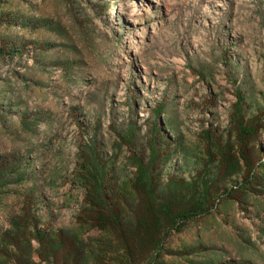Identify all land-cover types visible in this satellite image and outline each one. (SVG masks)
<instances>
[{"label": "rangeland", "instance_id": "obj_1", "mask_svg": "<svg viewBox=\"0 0 264 264\" xmlns=\"http://www.w3.org/2000/svg\"><path fill=\"white\" fill-rule=\"evenodd\" d=\"M0 264H264V0H0Z\"/></svg>", "mask_w": 264, "mask_h": 264}, {"label": "trees", "instance_id": "obj_2", "mask_svg": "<svg viewBox=\"0 0 264 264\" xmlns=\"http://www.w3.org/2000/svg\"><path fill=\"white\" fill-rule=\"evenodd\" d=\"M154 157L152 158V161ZM139 170L138 181L141 186L145 187L146 194L150 195V205L146 207V215L141 217L138 221L139 228H147L151 226L154 234L148 239L151 242V250L156 254L160 250L163 240L171 232H179L182 227L195 216L206 213L209 210L210 196L206 192L193 191L187 202L182 207L177 208L175 211L170 209V202H161L153 195L152 192V177L150 173L151 166H142L141 162L137 163ZM205 188H207L205 186ZM204 188V189H205ZM206 190V189H205ZM106 211V215L98 216L99 228L103 230L110 229L113 232H117L118 239H125L123 246L127 248L128 252L133 248L136 243L135 237L137 233L125 234L120 224V217L114 214L110 209H107L105 203H103ZM153 209V213H152ZM107 223V224H106ZM148 230V229H147ZM48 247L51 250L57 249V244L50 242Z\"/></svg>", "mask_w": 264, "mask_h": 264}]
</instances>
